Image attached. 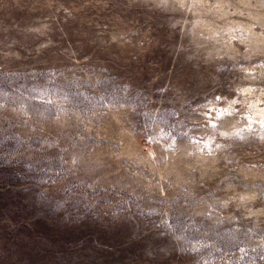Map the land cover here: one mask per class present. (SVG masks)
<instances>
[{
	"label": "rangeland",
	"instance_id": "rangeland-1",
	"mask_svg": "<svg viewBox=\"0 0 264 264\" xmlns=\"http://www.w3.org/2000/svg\"><path fill=\"white\" fill-rule=\"evenodd\" d=\"M0 264H264V0H0Z\"/></svg>",
	"mask_w": 264,
	"mask_h": 264
}]
</instances>
